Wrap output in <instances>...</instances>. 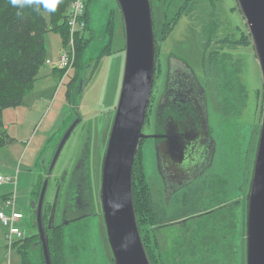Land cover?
Wrapping results in <instances>:
<instances>
[{
	"label": "rangeland",
	"instance_id": "obj_1",
	"mask_svg": "<svg viewBox=\"0 0 264 264\" xmlns=\"http://www.w3.org/2000/svg\"><path fill=\"white\" fill-rule=\"evenodd\" d=\"M87 1L86 4L90 2V0ZM205 9L211 10L213 13L208 14L206 12V15H201V17L183 14L172 26L166 38L157 39L159 48L157 72L153 81L151 97L152 100L155 98L157 100L160 96L171 65V58L179 60L180 57L189 63L195 71L199 72L202 66V57L205 56V50L202 46L204 32H213L217 28L216 30L219 31L220 35L231 40L225 47L219 48V51L224 52L226 68L231 69V72L234 73L233 79L242 84L246 93L239 119L231 118V120L236 121L238 127L241 128L234 135L239 147L234 157L237 161L240 160V157L245 158L243 165L246 166L248 172L262 115V78L259 63L237 1L218 0ZM111 11L113 23L109 48L100 57L98 66L92 72L91 77L89 74V82L82 98L77 101V106H73V102L70 101L71 95L69 97L77 77L76 56L68 77L65 78L64 83H59L62 72L59 73V70L54 66L64 45L59 32L48 30L44 34L45 62L39 69L32 89L25 93L19 104L6 107L2 111L6 142L0 147V174L16 180V209L24 212V218L19 222V226L23 228L25 235H31L36 231L30 201L33 191L38 188L41 182L38 174L40 167L46 159L48 161L51 150L59 141L65 126L70 123V113L74 107H77L81 112L82 119L70 133L54 165V174L46 192L47 199L51 197L53 179L56 173L66 169L68 163L72 164L83 153L86 155L85 161L89 168L99 172L102 153L119 96L124 68V30L117 1L91 0L90 17L88 18L89 28L86 29L84 26V30L72 34L74 46L77 37L82 38L80 41L89 38V42L82 53L81 63L94 62L110 38L106 28ZM45 14L48 16L47 13ZM82 18L84 19V14ZM170 19L163 20L156 11L153 14L156 32H160L163 22L164 24L171 23ZM83 21L85 23V20ZM53 70L58 71V76L55 78L51 74L47 75ZM67 80H69V93L65 96ZM153 127V120L151 116L147 115L142 129L144 132H148ZM151 148L152 138H145L141 144L144 172L147 182L151 186L152 199L159 207L165 209L167 216H170L179 210V193L177 192L171 197L169 205L165 206L161 203L153 179ZM46 155L47 158H45ZM91 170L90 173L92 174ZM91 178H94L93 175ZM137 187L142 191L140 184ZM13 188L12 182L0 184V210L3 209V197L10 194ZM94 190L91 196L93 206L90 214L79 219V221H71L62 225L63 252L66 264H113L100 204L98 199L95 203L97 194ZM239 210L240 208L234 211V214L238 215V222ZM174 219H179V216H174ZM5 230V226L0 221V264H23L15 245L10 250L7 248L3 234ZM178 230L177 224H166L160 226L155 232L159 245L157 254L161 262L164 258L166 264H172L171 259L176 253L175 241H177ZM172 246L174 247L171 252ZM242 246L245 249V243ZM240 248L241 242L237 237L232 241L231 254L235 257L234 261H238L236 258L238 253L240 257ZM154 254L156 255V253ZM40 255L41 249L40 246H37L30 254V258L38 264H42Z\"/></svg>",
	"mask_w": 264,
	"mask_h": 264
},
{
	"label": "flooded vegetation",
	"instance_id": "obj_2",
	"mask_svg": "<svg viewBox=\"0 0 264 264\" xmlns=\"http://www.w3.org/2000/svg\"><path fill=\"white\" fill-rule=\"evenodd\" d=\"M215 2L218 0H150V5L152 16L157 11L163 20L167 18L179 20L183 14H189L191 17H201V15H206V12L212 14L211 10L205 8L215 4ZM177 20L172 24L170 23L171 27L175 25ZM216 29L213 32H204L202 46L205 50V56L202 57V66L199 72L193 69L194 74L192 73L196 81L180 66L179 72L173 75L169 92H172L176 97L178 96L179 99L171 102L160 112L158 116L160 128L154 131L162 133L165 118L171 117L177 125L179 144L187 145L185 151L192 153L190 160L192 170L201 168L202 171L197 174L189 170L179 172V179L175 183H171L163 178L162 174H159L157 168L155 143L163 139H152V148L150 149L154 171L153 179L161 203L165 189L176 190V193H179V215H177L179 219L168 222L169 225L177 224L179 228L177 241H175L176 253L171 259L172 264H245V249L242 245L245 243V195L248 186V172L246 166L243 165L245 158L240 157V160L237 161L234 157L235 152L239 149L234 135L241 128L231 118L238 120L240 113L238 115L233 114L232 110L226 106V98L231 89L229 83L234 80V73L231 72V69L226 68L224 52L219 51V48L225 47L231 40L220 35ZM88 66V63L84 64L83 69L77 73L72 85L70 101L82 98L89 82L86 73L92 70V67L88 68ZM94 67L97 68V66ZM237 83L240 82L237 81ZM68 88L66 87V89ZM166 88L168 87L164 82L162 92ZM150 106L151 103L148 107L149 115L152 113ZM77 113L79 116L81 115L79 110L73 113L71 111L70 122ZM163 115L165 117L162 120ZM143 140L139 143L137 150L140 153L142 164L141 144ZM213 141L214 152L210 162ZM55 147L51 150L48 161L46 159L40 167L38 174L41 182L38 188L33 191L30 201V205L33 204L32 212L36 207L41 183ZM85 160L86 155L83 153L72 164L68 163L66 169L58 171L54 176L51 197L47 199L46 193L43 203L42 211L45 226H47L53 206L54 226L62 227L64 224L61 222L79 221V219L90 214L93 206L91 196L94 189L97 194L95 203H97L96 199L99 201L100 169L98 173L95 170L92 171ZM209 162L210 165H208ZM52 174H54L53 171ZM91 175H93V179ZM144 176L147 182L145 172ZM148 187L151 190L149 184ZM155 205L157 208L159 207L156 203ZM238 208H240L239 222L237 220L238 215L234 214ZM166 224V222L158 224L159 226L155 227V232L160 226ZM51 228L46 227V231ZM237 237L241 242L240 257L238 253V257H236L238 261H234L235 257L232 256L231 249L232 241ZM36 240L37 238L33 240L32 246ZM159 253L163 258L160 250ZM161 264H166L164 258Z\"/></svg>",
	"mask_w": 264,
	"mask_h": 264
},
{
	"label": "water",
	"instance_id": "obj_3",
	"mask_svg": "<svg viewBox=\"0 0 264 264\" xmlns=\"http://www.w3.org/2000/svg\"><path fill=\"white\" fill-rule=\"evenodd\" d=\"M116 1L123 22L125 57L119 96L101 157L99 206L113 264H151L135 214L132 190L133 162L141 140L150 137L155 140L163 139L155 143L157 168L163 178L175 183L179 179V172L193 171L190 161L192 153L185 151L187 145L179 144L177 125L174 120L171 117H166L163 132L156 133L154 131L160 128L158 123L160 112L171 102L179 99L178 96L169 92L173 75L179 72V66L191 76L192 73L194 74V70L180 57L179 60L171 58L168 75L164 81L168 88L161 92L162 94L157 98L158 101L156 98L152 100L151 93L157 57L150 0ZM236 1L259 63L263 96L261 121L248 170V186L245 195V264H264V0ZM96 60L97 58L94 62L84 63L80 61L79 72L83 69L84 64L88 63V68L92 67V70L86 74L88 77L89 74L91 76L96 69L94 66H98L99 63L98 61L96 64ZM79 100H71L73 106H77ZM150 103L151 115L148 114ZM73 112H78V108L74 107ZM70 115L72 116V114ZM147 115L151 116L154 127L151 131L144 132L142 128ZM164 117L165 115L162 120ZM81 119L82 114L80 116L78 113L75 114L73 120L64 128L48 163L47 172L38 193L36 207L32 212L37 240L34 242L31 252L37 245L40 246L44 264H52L46 227L54 226V206L47 226H45L43 203L58 156L70 133ZM213 152L214 141L210 152V162L213 159ZM199 171L202 169H194L193 173L197 174ZM175 193L176 190L165 189L162 203L165 206L169 205V201ZM30 208H33V204L30 205ZM172 220L175 219L170 221ZM170 221L166 223L168 224ZM68 222H61V224Z\"/></svg>",
	"mask_w": 264,
	"mask_h": 264
},
{
	"label": "trees",
	"instance_id": "obj_4",
	"mask_svg": "<svg viewBox=\"0 0 264 264\" xmlns=\"http://www.w3.org/2000/svg\"><path fill=\"white\" fill-rule=\"evenodd\" d=\"M70 1L71 0H54L55 10L48 11L41 6L17 9L10 5L9 0H0V147L6 142V132L2 122V111L6 107L19 104L25 93L32 89L39 69L44 64L46 58L44 34L48 30L57 31L61 34L63 45L67 42L68 26L66 23V10ZM45 13H47L48 16H46ZM109 16L106 29L110 38L101 54L97 57L96 64L100 57L106 53L111 42V28L113 23L112 11ZM88 17L89 3L86 4L84 11L86 29H88ZM176 20V18H172L170 20L172 21L171 24ZM171 24L163 23L162 30H160L159 33L156 32L154 27L156 57L158 56L159 49L157 39L167 37L169 31L172 29ZM81 39V37L75 39V63L78 65L77 73L79 72L83 50L89 42V38L84 39V41H80ZM60 72L59 70V73ZM156 72L157 65L155 74ZM229 85L231 89L226 98V106L232 110L233 114L238 115L246 99L245 89L235 80L231 81ZM68 93L69 88L66 89L65 96H67ZM70 95L71 92L69 97ZM142 165L140 153L137 151L132 169V190L135 214L151 264H161L162 262L157 254L158 241L155 227L159 226L158 224L160 223L174 219V216L179 215V213L177 210L172 215L167 216L165 210L159 207L157 208L152 199L150 188L145 180ZM139 184L142 187V191L137 187ZM45 215L44 213V216ZM47 233L52 264H65L63 228L56 225L51 229H47ZM36 238L37 233L34 232L31 235H25L15 244V249L18 251L23 264H38L30 258V254H32L30 249L33 240ZM154 253H156V255ZM40 258L43 264L42 254Z\"/></svg>",
	"mask_w": 264,
	"mask_h": 264
},
{
	"label": "built area",
	"instance_id": "obj_5",
	"mask_svg": "<svg viewBox=\"0 0 264 264\" xmlns=\"http://www.w3.org/2000/svg\"><path fill=\"white\" fill-rule=\"evenodd\" d=\"M85 6L86 0H71L68 4L66 10V23L69 29L67 42L64 45V48L59 52L54 66L62 72L59 83L64 82L65 78L68 77L72 62L76 55L72 34L73 32L76 33L85 29L84 19L82 18ZM11 182L14 184L13 191L3 197V209L0 210V221L6 228L4 238L9 250L17 243V241L25 236V231L19 226V222L24 218V212L16 209V180L10 176L0 174V184Z\"/></svg>",
	"mask_w": 264,
	"mask_h": 264
},
{
	"label": "clouds",
	"instance_id": "obj_6",
	"mask_svg": "<svg viewBox=\"0 0 264 264\" xmlns=\"http://www.w3.org/2000/svg\"><path fill=\"white\" fill-rule=\"evenodd\" d=\"M12 7L23 9L31 6H41L48 11L55 10L54 0H9Z\"/></svg>",
	"mask_w": 264,
	"mask_h": 264
},
{
	"label": "crops",
	"instance_id": "obj_7",
	"mask_svg": "<svg viewBox=\"0 0 264 264\" xmlns=\"http://www.w3.org/2000/svg\"><path fill=\"white\" fill-rule=\"evenodd\" d=\"M51 74V76L53 77V78H55V77H57L58 76V71H56V70H53L52 72H49L47 75H50ZM68 81L69 80H67V82H66V87H67V83H68ZM64 83V82H63ZM65 92H66V90H65ZM4 234V233H3Z\"/></svg>",
	"mask_w": 264,
	"mask_h": 264
}]
</instances>
